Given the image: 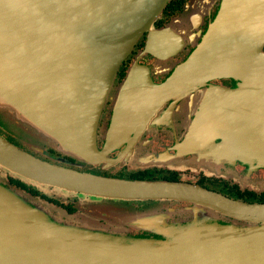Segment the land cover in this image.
I'll use <instances>...</instances> for the list:
<instances>
[{
    "label": "water",
    "instance_id": "water-1",
    "mask_svg": "<svg viewBox=\"0 0 264 264\" xmlns=\"http://www.w3.org/2000/svg\"><path fill=\"white\" fill-rule=\"evenodd\" d=\"M168 1L0 0V169L33 186L79 192L100 202L85 205L83 215H69L0 174V264H264V204L187 184L80 174L11 143L31 145L34 138L62 154L97 162L95 128L123 59L144 33L141 54L157 60L174 55L183 38L196 36L199 42L181 71L235 82L218 93L224 109L201 111L211 134L206 142L199 138L198 146L222 155L231 147L237 154L232 163L264 169V0H218L207 31L188 36L178 19L153 28ZM199 20V14L189 17L192 28ZM215 138L222 144L213 145ZM211 156L191 165L213 171L221 165ZM131 198L191 206L174 220V210L137 214L114 203ZM221 218H233V224ZM129 220L138 229L154 228L161 239L129 235L122 228Z\"/></svg>",
    "mask_w": 264,
    "mask_h": 264
},
{
    "label": "flooded vegetation",
    "instance_id": "flooded-vegetation-1",
    "mask_svg": "<svg viewBox=\"0 0 264 264\" xmlns=\"http://www.w3.org/2000/svg\"><path fill=\"white\" fill-rule=\"evenodd\" d=\"M218 10V0H169L153 28H165L178 19L179 22L183 21L179 30L186 36L196 31L202 35ZM196 14L200 17L199 24L192 28L189 17ZM196 38L195 36L191 41L183 38L175 54L164 60L141 54L147 41L145 33L134 45L130 54L121 62L113 92L106 100L95 128L92 151L97 162L87 163L77 156L62 154L46 147L43 142L34 145V149L23 146L24 151L40 160L80 174H91L108 180L187 184L199 186L234 201L264 204V188L258 184L264 180L263 169L246 168L238 162L232 163L229 147H225V155H222L220 151L212 154L213 150L207 149L205 145L200 148L197 144L199 138L203 139L202 142L208 141L211 134L208 128L206 130L208 122L201 121V111L219 112L224 109L223 100L218 93L232 89L235 82L219 76L200 79L181 71L199 42ZM133 71L136 75L130 79L128 76ZM172 79V87H162ZM221 140L215 138L212 140L213 145L222 144ZM202 155H212V160L221 158L230 162L229 165L213 166V171L196 170L191 164H195V160L202 158ZM233 172L237 174L236 178L229 176ZM7 182L30 197L69 215L76 214L85 205L96 207V203H100L86 194L64 192L55 187L42 189L9 176ZM115 202L137 214L151 210L162 214L168 210L191 206L186 201L177 203L168 199L131 198ZM233 220L221 218L219 221H224L226 225L233 224ZM99 222L105 224L102 219ZM240 223L243 222L238 221ZM126 230L136 238L161 239L159 234H154V228L143 230L129 227Z\"/></svg>",
    "mask_w": 264,
    "mask_h": 264
},
{
    "label": "rangeland",
    "instance_id": "rangeland-1",
    "mask_svg": "<svg viewBox=\"0 0 264 264\" xmlns=\"http://www.w3.org/2000/svg\"><path fill=\"white\" fill-rule=\"evenodd\" d=\"M9 132V131H8ZM13 142H17V144H15L20 150H23L24 151V149H23V146H26V147H30V148H36L34 145H37L38 143H42L41 141H37V140H35L34 138L33 139H31L30 141V143H31V145H25V144H23L24 142L21 140H12ZM12 141H11V143H12ZM26 143H28V142H26ZM14 144V143H13ZM46 146V145H45ZM46 147H49V148H51L50 146H46ZM52 149V148H51ZM229 153H230V155H232V156H234V155H237V154H233V152H232V149H231V147H229ZM224 152H225V150H224ZM212 154H214V153H212ZM198 159H196L195 161H197ZM218 162H219V164L220 165H223V164H225V165H229V163L228 162H230V160H222L221 158L220 159H218ZM239 163V162H238ZM200 166V165H199ZM244 166V165H243ZM246 167V166H245ZM246 168H249V167H246ZM254 169V168H253ZM255 169H260V168H255ZM232 170H233V167H232ZM264 170V169H263ZM234 171V170H233ZM0 174H3V175H5V178H6V180H7V177L9 176V177H12L11 175H9L8 173H6L4 170H2V169H0ZM237 174H235L234 172L233 173H231L229 176H231V177H233V178H236L237 176H236ZM12 178H14V177H12ZM15 179V178H14ZM29 184V183H28ZM259 185H261V187H263L264 188V180H263V182H261L260 183V181H259V183H258ZM29 185H31V184H29ZM37 187V186H36ZM40 188H42V189H46V188H44V187H40ZM114 203H116V204H121V203H119V202H114ZM84 207H81L80 208V210H79V212H77L75 215L76 216H80V215H83V213H82V209H83ZM183 208H180V209H177V210H174V212L171 214L173 217H172V219H174V220H181L183 217V210H182ZM65 212V211H64ZM66 213V212H65ZM177 214H178V216H177ZM170 218H171V216H170ZM124 223H123V225H122V228H129V227H133V225H135V226H137V224H136V222H134V221H132V220H129V221H123ZM133 227V228H137V227ZM138 229V228H137ZM131 235V234H130ZM132 236V235H131ZM149 240V239H148Z\"/></svg>",
    "mask_w": 264,
    "mask_h": 264
},
{
    "label": "trees",
    "instance_id": "trees-1",
    "mask_svg": "<svg viewBox=\"0 0 264 264\" xmlns=\"http://www.w3.org/2000/svg\"><path fill=\"white\" fill-rule=\"evenodd\" d=\"M10 184V183H9ZM11 185V184H10ZM15 187V186H14ZM17 188V187H16Z\"/></svg>",
    "mask_w": 264,
    "mask_h": 264
}]
</instances>
